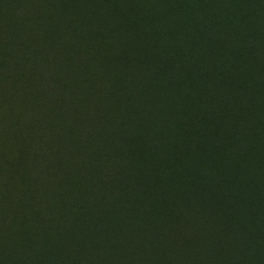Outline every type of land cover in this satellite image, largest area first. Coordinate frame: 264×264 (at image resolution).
I'll use <instances>...</instances> for the list:
<instances>
[{
  "label": "trees",
  "instance_id": "trees-1",
  "mask_svg": "<svg viewBox=\"0 0 264 264\" xmlns=\"http://www.w3.org/2000/svg\"><path fill=\"white\" fill-rule=\"evenodd\" d=\"M200 10L204 13L191 38L183 39V49L169 44L170 35H165L167 41L161 39L164 60L158 62L160 71L149 78L180 85L181 118L175 127L180 144L168 156L177 167L174 172L155 140L148 147L158 161L131 168L134 153L127 150V137L138 124L127 109L111 116L112 104L123 90L109 86L112 72L97 68L92 31L85 18L70 19L65 9L50 44L31 54L36 76L34 107L47 108L55 97L64 105L87 102L95 118L102 120L89 125L88 140L100 127L123 134L116 148L86 162L94 185L90 201L102 205L98 215L91 219L86 215L89 233L79 241L89 243L81 247L88 262L94 246L102 244L107 255L122 257L119 264H180L182 259L189 264H255L253 246L259 245L257 238H264V0H213ZM130 93L138 99L134 90ZM47 129L58 136L71 134L64 126ZM187 134H200L197 154L188 147L183 150V144L193 142L186 139ZM51 148L45 170L52 181L42 185L51 187L52 194L63 188L71 199L87 185L69 191L71 172L60 165L68 154L59 146ZM37 159L33 157L32 163ZM28 190V195L36 197V183ZM157 190L163 193L162 200H152ZM40 196L39 201L50 205L46 192ZM150 201L161 209L167 203L173 208L155 224L133 222L130 203L136 208ZM0 211L1 221L10 219L9 211ZM172 239L176 252L169 255L162 247L171 246ZM257 252L261 262L256 264H264V244Z\"/></svg>",
  "mask_w": 264,
  "mask_h": 264
},
{
  "label": "rangeland",
  "instance_id": "rangeland-1",
  "mask_svg": "<svg viewBox=\"0 0 264 264\" xmlns=\"http://www.w3.org/2000/svg\"><path fill=\"white\" fill-rule=\"evenodd\" d=\"M212 1L0 0V209L9 211L10 217L5 221L0 219V264H119L122 259L120 255H107L103 245L96 244L88 262L81 247L87 248L89 243L81 245L79 241L89 233L88 219L98 215V208L102 209V205L94 206L90 201L94 185L86 162L91 163L93 158L98 160L101 152L116 148L123 134L117 131L111 134L100 127L88 140L89 125L102 120L95 118L93 107L87 102L64 105L55 97L47 108L34 107L32 90L36 76L31 54L50 44L63 23L61 12L66 9L71 14L70 19L82 17L88 21L97 68L112 72L109 86L123 90V96L112 104L111 116L126 109L133 112L138 128L127 137V150L134 153L130 157L131 168L140 169L145 161L151 164L158 161L148 147L150 140H155L167 167L174 172L177 167L168 156L180 144L179 134H175L181 118L177 100L180 85H169L158 77L149 78L161 69L158 64L164 58L161 39L170 35L169 44L183 49V39L195 33L198 17L204 13L200 9ZM76 26V23L72 26L74 30ZM163 41H167L166 38ZM130 90H134L138 99L131 97ZM36 121L45 134H37L41 129ZM52 125L66 127L70 136L49 134L47 127L51 129ZM39 135L40 140L36 139ZM214 135L221 137L222 134ZM199 137L200 134H187L186 139L193 142L183 144V150L188 147L197 154ZM53 146H59L68 154L60 165L71 172L67 181L69 191L87 185L71 199H67L63 188L52 194L48 191L51 187L42 185L52 181L45 170V160ZM259 154L260 151L256 152L257 156ZM33 157H38V163L35 160V164L32 163ZM35 183L36 197L28 195V187ZM43 191L51 206L39 201ZM135 192H131L132 195ZM153 195L152 200L163 198L158 190ZM132 204L129 208L135 213L131 220L148 221L150 225L173 208L170 203L163 209L155 207L153 201L142 202L136 208ZM85 206L89 208L87 212L81 210ZM127 219L130 220V216ZM166 225L164 222V232ZM263 240L257 238L259 245L253 246L255 264L261 262L257 251L264 244ZM170 244L169 247L164 245L162 250L172 255L176 252L174 239ZM179 261L189 264L186 259ZM158 264L166 263L158 261Z\"/></svg>",
  "mask_w": 264,
  "mask_h": 264
}]
</instances>
